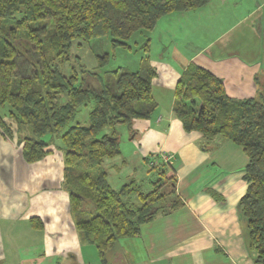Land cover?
Returning <instances> with one entry per match:
<instances>
[{
    "label": "trees",
    "instance_id": "trees-1",
    "mask_svg": "<svg viewBox=\"0 0 264 264\" xmlns=\"http://www.w3.org/2000/svg\"><path fill=\"white\" fill-rule=\"evenodd\" d=\"M210 0H0V135L21 143L26 162L45 156L58 135L63 153L62 186L79 237L91 243L102 264L118 238L135 237L158 214L184 203L174 189V174L166 161L150 166L158 176L142 191L134 181L114 189L103 166L120 153L116 126L133 131L135 119L156 109L151 94L155 69L147 55L150 31L158 18L173 11L199 8ZM139 68L122 66L90 72L95 84L59 66L69 58L74 39L109 36L112 48L130 49L127 40L143 31ZM108 53L97 57V67ZM264 72L253 97L233 98L222 80L190 62L179 76L172 113L185 131H196L207 147L218 138L243 148L247 156L244 194L238 208L245 219V238L256 264H264ZM66 100L62 101V96ZM92 103L88 123L69 124L80 105ZM108 128V132L100 134ZM134 194L136 202L128 200Z\"/></svg>",
    "mask_w": 264,
    "mask_h": 264
},
{
    "label": "crops",
    "instance_id": "crops-1",
    "mask_svg": "<svg viewBox=\"0 0 264 264\" xmlns=\"http://www.w3.org/2000/svg\"><path fill=\"white\" fill-rule=\"evenodd\" d=\"M145 35L157 107L128 132L144 158L169 156L184 205L143 224L128 237L134 247L116 249L105 264H256L238 208L247 185L243 148L223 138L204 147L201 134L185 131L171 109L190 62L219 77L230 97L256 94V76L264 72V0H210L161 16ZM21 146L0 135V264H102L75 228L61 145L51 143L34 162L24 160Z\"/></svg>",
    "mask_w": 264,
    "mask_h": 264
},
{
    "label": "rangeland",
    "instance_id": "rangeland-1",
    "mask_svg": "<svg viewBox=\"0 0 264 264\" xmlns=\"http://www.w3.org/2000/svg\"><path fill=\"white\" fill-rule=\"evenodd\" d=\"M145 32V30L136 31L132 34L127 40L130 49L122 47L112 48L109 36L92 38L88 41H82L76 38L72 41L69 58L59 66V70L68 76L75 73L78 77L77 85L83 78L86 82L91 83V85L95 84V78L92 75H88L90 72H102L103 70L113 69L118 66L135 71L139 68L140 58L143 55L140 47L144 42ZM104 53H108L110 56L103 67H97V57ZM61 100L65 101L66 96L63 95ZM91 106L92 103L80 105L68 125L74 124L75 122L87 124ZM116 130L119 137L118 144L120 153L113 158H106L103 162V166L107 170L108 183L112 188L118 189L121 185L134 181L140 186L142 191L146 192L151 190L153 188L152 181L160 176L156 168L149 170L151 166L149 163L150 159H154V163L158 162L157 158H154L156 155H147L144 158L141 153L136 152L138 150L134 139H130L126 125L119 124L116 126ZM108 131V128H104L100 134ZM43 138L50 139L54 145H61L58 135L45 134ZM128 200L136 202V196L131 194L128 196ZM129 239L131 238H118L114 248L107 252V256L111 258L112 253L118 248H133L134 244L127 243Z\"/></svg>",
    "mask_w": 264,
    "mask_h": 264
},
{
    "label": "built area",
    "instance_id": "built-area-1",
    "mask_svg": "<svg viewBox=\"0 0 264 264\" xmlns=\"http://www.w3.org/2000/svg\"><path fill=\"white\" fill-rule=\"evenodd\" d=\"M163 158H164V160L166 161V160L169 159V156L167 155V156H164ZM149 163H150L151 165L154 164L153 160H150Z\"/></svg>",
    "mask_w": 264,
    "mask_h": 264
}]
</instances>
